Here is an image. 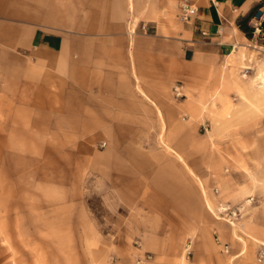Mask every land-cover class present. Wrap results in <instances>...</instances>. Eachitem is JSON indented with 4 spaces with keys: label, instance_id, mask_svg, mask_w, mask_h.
I'll use <instances>...</instances> for the list:
<instances>
[{
    "label": "crops",
    "instance_id": "obj_1",
    "mask_svg": "<svg viewBox=\"0 0 264 264\" xmlns=\"http://www.w3.org/2000/svg\"><path fill=\"white\" fill-rule=\"evenodd\" d=\"M191 1L182 22V0H0V157L62 156H34L38 139L112 158L120 209L146 211L134 235L153 243L149 264H264V233L210 216L207 175L181 148L197 94L223 81L248 42L238 21L264 0Z\"/></svg>",
    "mask_w": 264,
    "mask_h": 264
},
{
    "label": "rangeland",
    "instance_id": "obj_2",
    "mask_svg": "<svg viewBox=\"0 0 264 264\" xmlns=\"http://www.w3.org/2000/svg\"><path fill=\"white\" fill-rule=\"evenodd\" d=\"M259 11L258 20L248 21L252 37L244 34L247 46L226 63L223 81L197 94L195 125L185 129L190 143L181 148L207 175L210 216L222 217L218 200L227 197L239 209L232 222L249 219L264 233V2L255 15ZM180 139L176 135V143ZM38 141L34 156H62L0 157V264H135L145 254L149 264L153 243L134 235L146 211L133 218L120 209L112 158L92 157L91 150L71 157L69 144L41 147ZM161 144L156 147L171 153ZM257 259L264 260L263 251Z\"/></svg>",
    "mask_w": 264,
    "mask_h": 264
},
{
    "label": "built area",
    "instance_id": "obj_3",
    "mask_svg": "<svg viewBox=\"0 0 264 264\" xmlns=\"http://www.w3.org/2000/svg\"><path fill=\"white\" fill-rule=\"evenodd\" d=\"M197 14V6L191 0H182L180 7H179V19L182 22H189L191 21ZM260 18V11L253 17V19L258 20ZM174 96L176 98H181L182 93L179 87H175ZM104 146V144H102ZM219 212L221 215L230 222V219H235L238 212L237 210H231L227 206L220 205ZM231 223V222H230ZM150 256L145 254L142 258L136 260L135 264H146L148 260H150Z\"/></svg>",
    "mask_w": 264,
    "mask_h": 264
},
{
    "label": "trees",
    "instance_id": "obj_4",
    "mask_svg": "<svg viewBox=\"0 0 264 264\" xmlns=\"http://www.w3.org/2000/svg\"><path fill=\"white\" fill-rule=\"evenodd\" d=\"M264 2V1H263ZM263 2H260L259 4L255 5L250 11L249 13L242 17L239 21H238V27L239 29L247 36V37H252L253 34V28L248 26V21L254 17L255 13L257 12V10L261 7V4ZM261 32L262 34H264V22L261 24Z\"/></svg>",
    "mask_w": 264,
    "mask_h": 264
},
{
    "label": "bare ground",
    "instance_id": "obj_5",
    "mask_svg": "<svg viewBox=\"0 0 264 264\" xmlns=\"http://www.w3.org/2000/svg\"><path fill=\"white\" fill-rule=\"evenodd\" d=\"M260 77L262 78L261 80H263V82H264V76L261 75ZM262 85H263V84H262ZM197 181L199 182L200 187H203L201 181L198 180V179H197ZM208 206H209V208L211 209V205L208 204Z\"/></svg>",
    "mask_w": 264,
    "mask_h": 264
}]
</instances>
